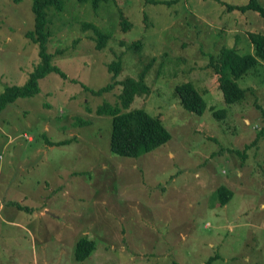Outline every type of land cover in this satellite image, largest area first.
I'll return each mask as SVG.
<instances>
[{
	"label": "rangeland",
	"instance_id": "rangeland-1",
	"mask_svg": "<svg viewBox=\"0 0 264 264\" xmlns=\"http://www.w3.org/2000/svg\"><path fill=\"white\" fill-rule=\"evenodd\" d=\"M257 2L264 9V0ZM118 6L131 24L126 32L113 3L95 10L65 0L60 13L47 10L46 51L67 77L47 73L36 95L1 113L0 264H264V130L248 145L264 126V64L235 79L253 95L247 91L227 105L207 68L222 47L251 54L246 33L264 35V20L255 12H227L215 0H118ZM228 21L232 30H219ZM84 23L110 36L103 50ZM32 26L31 0H0V93L23 83L37 63V48L25 37ZM137 40L142 59L155 62L145 77L150 92L128 110L158 116L170 137L133 158L110 151L111 116L96 109L117 104L122 79L138 75L141 58L133 63L127 54ZM120 51L113 90L98 97L85 92L113 81L107 65ZM187 81L206 102L201 115L185 110L174 93ZM83 116L95 119L73 125ZM44 136L66 142L47 147ZM13 137L15 143L3 144ZM219 186L231 192L225 205L216 198ZM83 238L94 240L95 249L78 261L74 244Z\"/></svg>",
	"mask_w": 264,
	"mask_h": 264
},
{
	"label": "trees",
	"instance_id": "trees-1",
	"mask_svg": "<svg viewBox=\"0 0 264 264\" xmlns=\"http://www.w3.org/2000/svg\"><path fill=\"white\" fill-rule=\"evenodd\" d=\"M65 0H31V13L33 15V26L31 31L25 33V37L31 41L37 48V63L30 68L27 79L17 85H6L0 93V119L2 112L8 105L14 104L20 99H29L38 93V80L44 77L49 72L57 73L61 78H66V74L60 70L56 65L51 63L53 55L46 51L47 39L50 36L48 31V23L50 16L47 15V10H52L55 13H60L63 10ZM80 4L90 3L91 7L98 10L101 4L113 3L118 9V27L121 32H126L131 28L126 16H124L123 9L118 6V0H76ZM225 7L227 12H255L259 18L264 20V9L260 6L257 0H247L245 4L233 5L226 4L220 0H215ZM158 4L157 1H153ZM168 4V2H159ZM82 30L92 31L94 37L92 40L96 43V49L101 51L105 48L107 41L111 38L108 34L102 32L98 26L91 23H84ZM230 21L223 22L219 30H232ZM248 42L251 45V54L239 55L233 48L222 47L216 55H210L208 58L207 68H211L216 75V82L218 90L221 92L225 104H231L242 100L245 93H254L252 87L242 88L238 87L235 79L244 75L249 70L254 69L259 63L264 64V35L258 32L246 33ZM235 36H232L234 39ZM78 40H74L72 46L76 45ZM234 45V44H232ZM142 42L137 40L127 47L128 57L134 61L140 59L138 64L139 73L136 77L126 76L122 79V91L119 94V105L124 108L121 109L117 104L103 102L97 106L96 114L111 116V132L109 137V149L111 152L124 157H139L147 154L153 149L164 144L170 137L167 129L163 126L161 119L158 116L151 115L143 108L129 109L134 98L146 95L149 91V86L145 82V77L149 73L150 67L155 62V58H150V61L142 59ZM62 54V51H55V55ZM124 52H118L114 55V60L107 65V69L112 73V82L105 84L99 88L85 87V92L93 96H101L113 90L114 85L118 83L116 77L122 70ZM148 59V58H147ZM160 66V65H159ZM138 76V77H137ZM116 79V80H115ZM174 93L177 96L181 106L194 114L201 115L205 108L206 102L202 95L196 90L195 86L187 81L174 86ZM253 105L259 108L254 101ZM125 110V111H124ZM260 115L264 118V111L259 109ZM2 113V114H1ZM218 115V114H217ZM85 116L74 120L73 125L88 123L89 119H95L94 116ZM10 123V122H8ZM264 126L259 129V133L254 136L250 144L255 143L258 135L262 133ZM23 138L27 141V134L23 133ZM12 139H7L3 143L9 145L15 143ZM45 139V140H44ZM45 146L59 145L66 142V140H49L43 137ZM247 145V144H246ZM9 151H11L9 149ZM231 197V192L224 186H219L216 190V198L221 205L227 204V200ZM20 209L22 207L20 206ZM29 212L28 209L23 208ZM95 249V241L87 238L78 239L74 244L73 257L78 261L85 260ZM212 258L207 260V263Z\"/></svg>",
	"mask_w": 264,
	"mask_h": 264
},
{
	"label": "crops",
	"instance_id": "crops-1",
	"mask_svg": "<svg viewBox=\"0 0 264 264\" xmlns=\"http://www.w3.org/2000/svg\"><path fill=\"white\" fill-rule=\"evenodd\" d=\"M260 65V64H259ZM257 67V66H256ZM256 67H255V69H254V71L253 72H255V70H256ZM4 192H1V194L0 195H2ZM21 200V198H19L18 199V201H20ZM12 206V205H11ZM4 204H3V202H1V200H0V211H3L4 210ZM22 207V206H21ZM263 207V206H262ZM15 208L19 211V212H21V210H20V208H18L16 205H15ZM46 210H45V208H41L39 211H36V212H40L39 213V215H42V214H44V212H45ZM35 212V213H36ZM27 213H29V212H27ZM30 216L32 215V217L31 218H34V217H36L37 218V216H39V215H36V214H34L33 212H31V214H29ZM13 217H15L14 216V214H11L10 216H9V218L8 219H10V218H13ZM5 219H7V218H5ZM39 240H40V237L38 238ZM46 239V238H45ZM40 241H42V240H40Z\"/></svg>",
	"mask_w": 264,
	"mask_h": 264
}]
</instances>
